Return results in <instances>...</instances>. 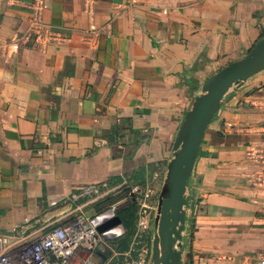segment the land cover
<instances>
[{"label": "crops", "instance_id": "crops-1", "mask_svg": "<svg viewBox=\"0 0 264 264\" xmlns=\"http://www.w3.org/2000/svg\"><path fill=\"white\" fill-rule=\"evenodd\" d=\"M35 4L70 39L0 60V239L10 247L73 218L82 200L71 196L86 185L161 189L203 84L264 31V0H0V40L25 32ZM90 25L101 30L93 45L83 41ZM261 84L264 70L230 91L203 136L185 193L180 264H255L264 253V191L250 186L256 166L244 154L264 147L263 117L236 105ZM81 211L92 221L103 214ZM117 230L102 235L113 250ZM92 258L121 259L104 249Z\"/></svg>", "mask_w": 264, "mask_h": 264}, {"label": "built area", "instance_id": "built-area-1", "mask_svg": "<svg viewBox=\"0 0 264 264\" xmlns=\"http://www.w3.org/2000/svg\"><path fill=\"white\" fill-rule=\"evenodd\" d=\"M43 7L31 6V14L25 32L15 35L10 40H0V60L8 64L21 48L30 46L35 50L43 51L49 45L66 43L70 38L67 34L52 30L43 19ZM87 15L93 17V12L87 10ZM101 34V30L90 25L83 41L89 45L94 44L95 38ZM243 106L254 114L261 115L262 123L258 128L264 134V93L256 92L243 98ZM227 130L239 131L235 125L228 124ZM245 159L256 166V170L249 175L250 186L264 191V147L249 146L245 149ZM163 184V183H162ZM122 188L129 189V196L114 203L107 210L115 216L118 208L130 203V198L137 206V216L133 235L129 248L125 252H116L108 244L106 238L97 232L92 220H88L82 213V209L93 206L110 194H115ZM159 190L154 189L150 181L143 186L129 185L126 180L119 183H98L82 187L71 196L73 201L82 200L73 218L51 227V229L39 239L36 246L23 250L20 264H76L73 258L84 250L92 256L96 252L109 250L112 254L120 257L114 264H151V219L154 221L157 208ZM153 214V215H152ZM152 215V218H151ZM102 221L101 224H105ZM151 230V231H150ZM6 239H2L0 264H14L10 262L7 248H10ZM77 264H95L90 259H83ZM255 264H264V253L261 254Z\"/></svg>", "mask_w": 264, "mask_h": 264}, {"label": "water", "instance_id": "water-1", "mask_svg": "<svg viewBox=\"0 0 264 264\" xmlns=\"http://www.w3.org/2000/svg\"><path fill=\"white\" fill-rule=\"evenodd\" d=\"M264 70V36L238 60L209 77L185 113L172 145L171 158L158 194L151 240V264H180L183 250L186 188L193 174L203 136L233 86L244 83ZM108 220L105 224L100 223ZM92 225L100 235L114 238L121 221L106 211ZM114 231V232H112ZM118 231V230H117ZM111 232V234H110ZM115 234V235H114ZM2 240L0 239V253Z\"/></svg>", "mask_w": 264, "mask_h": 264}, {"label": "trees", "instance_id": "trees-1", "mask_svg": "<svg viewBox=\"0 0 264 264\" xmlns=\"http://www.w3.org/2000/svg\"><path fill=\"white\" fill-rule=\"evenodd\" d=\"M263 36H264V31L262 32L261 37L258 40H260ZM254 44L246 51L245 54H247L250 51V49L254 46ZM243 56H241V57H243ZM256 92H259V93L263 92L264 93V84H261L258 87L254 88V89H251V90L247 91L246 93L242 94L240 99L236 102L237 103L236 105L237 106H241L242 102H243V98L246 95H249L251 93H256ZM232 99H233V96L231 95L228 98V100H232ZM221 104L223 105V107H221V105H220L221 108L217 112V115L225 107L223 101H222ZM198 154H200V149H199ZM119 182H121V181H119V180L114 181V183H119ZM128 184L129 185H134L133 183H128ZM128 196H129V189L122 188L121 190H119L115 194H110L109 196L105 197L103 200L97 202L93 206H94L95 210L98 211L99 213H104V212H106L109 209V207L111 205L123 200L124 198H126ZM130 200L131 201H130L129 204H124V205L120 206L118 208V210L116 211V213H115V216H117L120 219L121 225H122V227L124 229V233H123V235L120 237V239L118 241L119 243L115 244L116 245L115 250L120 252V253L125 252V251L128 250L130 242H131V238H132V235H133V231H134V226H135L137 206L132 201V198H130Z\"/></svg>", "mask_w": 264, "mask_h": 264}, {"label": "rangeland", "instance_id": "rangeland-1", "mask_svg": "<svg viewBox=\"0 0 264 264\" xmlns=\"http://www.w3.org/2000/svg\"><path fill=\"white\" fill-rule=\"evenodd\" d=\"M238 88V86H233L230 91H236ZM229 91V92H230ZM221 107H223V105L221 104ZM220 107V108H221ZM217 117V114L214 116L213 120ZM88 214L91 215V212H87ZM153 215V214H152ZM152 215H151V218H152ZM136 216H137V213H136ZM153 218L151 219V228L153 227ZM136 222V220H135ZM151 231V230H150ZM152 231H151V235L152 236ZM39 237H34L32 239H29L28 242L26 243H22V244H17V245H13L11 246L10 248H7V251L9 252L8 255H9V260L10 262L14 263V264H20V261H21V257H22V253H23V250L25 249H28L29 247H33V246H36V244L38 243L39 241ZM10 244V242L8 243V245ZM7 245V246H8ZM89 253L87 251H84V250H81V252H79V254H77L73 260L74 262L77 264L78 261H81V259H85L86 257H88ZM94 263H98V259L97 258H92ZM91 259V260H92Z\"/></svg>", "mask_w": 264, "mask_h": 264}]
</instances>
